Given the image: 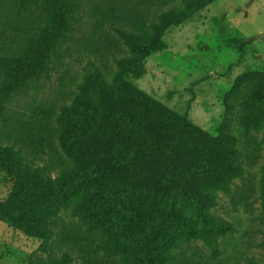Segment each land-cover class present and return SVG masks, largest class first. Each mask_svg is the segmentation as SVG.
Segmentation results:
<instances>
[{
	"label": "trees",
	"instance_id": "obj_1",
	"mask_svg": "<svg viewBox=\"0 0 264 264\" xmlns=\"http://www.w3.org/2000/svg\"><path fill=\"white\" fill-rule=\"evenodd\" d=\"M213 1L20 0L21 9L42 8L37 20L26 16L39 27L28 41L27 22L0 19V172L19 179L0 202V221L41 241L47 257L31 264H183L177 251L191 242L220 256L219 239L235 228L211 214L218 197L202 188L235 202L234 184L245 173L235 139L214 138L186 115L137 112V104L154 103L137 89L114 107L107 82L141 76L145 58L167 49L165 32ZM85 24L79 46L91 59L71 103L39 105L29 118L16 112V95L64 64L70 49L62 46ZM254 77L261 95L248 102L245 121L257 127L264 78ZM54 142L62 156L46 159Z\"/></svg>",
	"mask_w": 264,
	"mask_h": 264
},
{
	"label": "rangeland",
	"instance_id": "obj_2",
	"mask_svg": "<svg viewBox=\"0 0 264 264\" xmlns=\"http://www.w3.org/2000/svg\"><path fill=\"white\" fill-rule=\"evenodd\" d=\"M20 7V0H6L0 7V19L19 17L27 22L28 41V35L39 31L29 22L37 20L42 8ZM85 29L86 24L62 46V51L70 49V56L49 79H35L16 95L12 103L16 112L29 118L39 105L57 110L71 103L84 81L83 68L91 59L80 51ZM162 40L167 49L145 58L141 76L126 73L121 83L107 76L116 94L112 105L124 104L127 94L137 89L154 100L150 107L137 104V112L186 115L214 138L230 135L245 171L244 178L234 184V203L217 189L202 188L218 197L219 206L211 214L235 228L219 239L220 256L213 258L201 242L184 243L177 252L183 255V264H264V121L257 127L245 121L248 102L261 95L254 75L264 78V0H215L181 25L170 27ZM111 67L117 69L114 63ZM49 156H62L57 142L44 157ZM18 185L15 172H0V202H5ZM83 197L79 194L73 202ZM62 214L69 217L70 209ZM40 245V240L0 221V264H31L37 256L46 258Z\"/></svg>",
	"mask_w": 264,
	"mask_h": 264
}]
</instances>
